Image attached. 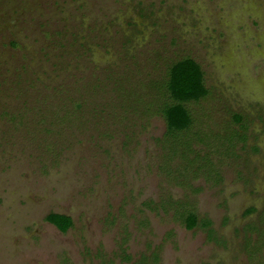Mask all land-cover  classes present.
<instances>
[{
    "label": "rangeland",
    "instance_id": "rangeland-1",
    "mask_svg": "<svg viewBox=\"0 0 264 264\" xmlns=\"http://www.w3.org/2000/svg\"><path fill=\"white\" fill-rule=\"evenodd\" d=\"M185 57L191 132L247 126L218 177L163 149L150 88ZM0 264H264V0H0Z\"/></svg>",
    "mask_w": 264,
    "mask_h": 264
},
{
    "label": "trees",
    "instance_id": "trees-1",
    "mask_svg": "<svg viewBox=\"0 0 264 264\" xmlns=\"http://www.w3.org/2000/svg\"><path fill=\"white\" fill-rule=\"evenodd\" d=\"M150 90L152 102H154L153 99L157 92H160L161 104L156 109L152 106L154 103L151 106L154 109V114L161 116L164 120L166 130L162 143L163 149H167L170 158H174L179 152L187 164L193 166L199 163L196 167L200 168L199 170L206 175L205 177L210 174L218 177L213 156L219 155L220 150L224 151L225 154L235 155L238 146L244 145L247 141V126L243 123V117L233 114L232 123L238 127L235 129L225 127L224 135L200 130L191 132L197 123L198 116L194 115L189 105L203 102L209 96L210 91L205 85L204 72L200 64L189 57L172 62L167 68L162 83L156 87L151 86ZM198 146H203L204 151L198 153L195 150ZM192 153H194L193 156ZM183 168L184 171L180 170L181 172L175 176L172 172L171 179L177 185H182L187 179L183 175L187 168ZM164 171L166 173V170ZM167 173L169 172L167 171ZM195 174L192 173L193 176ZM182 177L183 182L179 180ZM168 199L163 205L175 212L179 222L186 230L200 228L206 230L208 235L211 234V222L209 220H200L195 212L188 209L185 202ZM252 212L254 209L248 210L247 214ZM45 220L61 233H66L73 226L71 218L61 214L51 213L46 216Z\"/></svg>",
    "mask_w": 264,
    "mask_h": 264
}]
</instances>
